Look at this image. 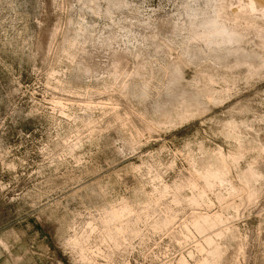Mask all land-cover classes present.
<instances>
[{
  "label": "rangeland",
  "instance_id": "374dc122",
  "mask_svg": "<svg viewBox=\"0 0 264 264\" xmlns=\"http://www.w3.org/2000/svg\"><path fill=\"white\" fill-rule=\"evenodd\" d=\"M240 5L0 0V253L264 264V11Z\"/></svg>",
  "mask_w": 264,
  "mask_h": 264
},
{
  "label": "bare ground",
  "instance_id": "6f19581e",
  "mask_svg": "<svg viewBox=\"0 0 264 264\" xmlns=\"http://www.w3.org/2000/svg\"><path fill=\"white\" fill-rule=\"evenodd\" d=\"M215 1L216 0H206L207 4L209 2L213 3ZM236 1H238L241 5L245 1H247L249 7L251 8L250 10H252L253 12H255L257 10L259 11V9H260L256 0H236ZM261 11H264V8L259 11L262 14ZM201 26H202L201 28H203V31H202V33L199 31L200 33L198 34V32H197V34L200 37H202V39L208 41L209 43H215L216 45H221V44L227 45L228 43H232V42L237 40V37L235 36V34L231 30H229L227 27L220 24L215 18H212V17L211 18H205L202 21Z\"/></svg>",
  "mask_w": 264,
  "mask_h": 264
},
{
  "label": "crops",
  "instance_id": "0c3cea01",
  "mask_svg": "<svg viewBox=\"0 0 264 264\" xmlns=\"http://www.w3.org/2000/svg\"><path fill=\"white\" fill-rule=\"evenodd\" d=\"M0 264H18L17 254L14 250L0 253Z\"/></svg>",
  "mask_w": 264,
  "mask_h": 264
}]
</instances>
